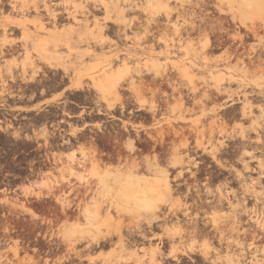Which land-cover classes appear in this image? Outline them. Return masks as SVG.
I'll use <instances>...</instances> for the list:
<instances>
[{
    "label": "rangeland",
    "instance_id": "1",
    "mask_svg": "<svg viewBox=\"0 0 264 264\" xmlns=\"http://www.w3.org/2000/svg\"><path fill=\"white\" fill-rule=\"evenodd\" d=\"M135 1L146 8L147 0ZM6 15H0V21ZM96 15L97 19L105 17L102 11ZM137 15L142 17L141 19H146V15L142 12L132 16ZM214 15L216 18L219 17ZM77 18L81 21L78 24L63 20L56 28L49 25L48 31L39 40L28 43V48L32 56L36 58V66L39 70L29 69L24 72L25 55L7 56L6 59L0 60V263L21 264L24 259L27 261L29 258L35 259L36 255L33 252L26 254L20 252L17 258L14 256V252L19 251L18 248L21 245L19 240L28 241L37 238L40 241L37 247L43 250L48 246L47 241L65 243L64 240H68L74 243L78 237L82 243L72 247L87 245V238L95 233L93 224L110 226L111 229L119 228L121 231L146 224L153 227V230L156 226H160V230L168 233L170 237L172 235L173 240H170L173 247L186 248L190 252L198 250L212 252L214 248L208 240L184 238L179 234L181 231L177 230V226L182 227V231L194 228L192 223L198 219L191 217V214L190 219H183V221H178L174 217L172 218L174 222L171 223L160 220L163 214L172 213L175 210L177 213L179 209L184 211V205L179 198H175L176 195L171 191L170 186V193L167 192L165 198L167 202L162 205L163 212L159 214L161 218L158 221L154 220L149 212L142 210L147 203H149L148 207H155L162 203L160 194L166 189L167 182L162 184L164 175L159 173L167 172L174 157L169 155V164L166 161L160 162L157 176L152 172L141 174L138 167L146 168L147 161H155L156 155L153 158L132 159L128 157L130 152L126 149V141L113 133L108 134L107 131L110 129L112 132L111 126L116 130L115 124H122L115 120L119 117L117 115L119 105L125 108L128 104L129 108L146 109L147 112L153 102L159 104L161 102L158 114H162L157 117L160 120L156 123L157 127L150 129V132L158 136L161 128L169 129L167 122L174 125V130H176L175 126L198 129L195 132L204 134V142H206L204 144L207 145L212 135L216 147L222 145L216 158H219L216 160L218 167L232 165L242 168L239 158L247 151L257 157L254 161L246 157L245 160L251 163L250 167L264 171V117H261L260 112V107H264V27L259 29L260 35L257 39L250 36L241 42L238 39L234 41L232 38H228L227 41L225 37L227 42L224 43L229 45V49L223 50L222 53L221 51L215 53L209 50L217 44V38L215 39L214 36L210 38L211 47L203 50L205 42L203 35L194 33L195 35L188 37L183 32L185 37L183 34L177 37L174 35L173 28L163 27L150 32L152 29L138 25L134 27L137 28L136 31L133 30L134 28L126 29L125 33L121 34L124 36L120 37V40L116 35L119 28L109 22L107 27H111L110 25L112 27L110 29L108 27L109 30L104 32L102 38L100 29L95 28L93 17H90L88 22L82 14H79ZM30 30L32 31L33 28L30 27ZM234 30L233 28L229 31L230 35L236 36L237 32L246 34L244 29ZM102 39H107L109 43L101 46L98 41ZM251 48H254L256 54L259 53L261 56L260 61L256 59L257 57L254 59V65L250 64L247 57ZM44 50L47 52L45 53ZM235 50H239L238 54ZM227 52L233 54L230 59ZM39 57H45V60L57 64L58 67L49 68L44 62L38 60ZM9 66L13 68L11 75L6 74L5 71V68ZM15 66L18 67L15 68ZM185 66L192 69L189 78L184 77ZM120 67L126 71L119 82L121 87L117 89L101 87L100 82L106 77L116 75ZM149 70L168 75V79L170 76L172 86L180 89L185 97V99L181 98L185 104H181V110L176 106L179 104L178 93H173L172 88L161 79L157 80L161 88H158V84L152 85L154 76L147 73ZM221 79L225 81L220 83ZM195 86L201 91H198L196 97L188 93ZM218 87L239 94L242 98L244 94L252 92L251 98L255 99L254 113L259 119L248 121L241 119L238 111L242 104L228 107L231 102L226 103V96L215 93L214 88ZM153 90L159 92L158 97L153 94ZM207 92L211 94L212 100L203 98ZM211 92L220 98L213 96ZM187 94L189 97L186 96ZM255 96L257 98H254ZM164 100H168V108L163 103ZM225 106L227 110L220 111ZM184 109L191 111L182 114ZM99 111L106 113L112 122L103 123V119L107 117L102 116L98 113ZM227 112L228 114H225ZM253 128L256 131L250 130ZM178 130L181 131L180 128ZM243 135L246 136V140L248 139L247 142H252L251 146H249L250 142L246 143V140L241 139ZM176 139L174 137V141ZM258 139L263 141L262 144L256 143ZM177 141H175L176 144L180 145L181 142L178 139ZM243 143L249 147L244 149ZM90 144L98 149L94 154V159L97 160L93 165L89 162L84 163L91 156ZM234 146L236 151L232 161L226 152ZM255 148L259 149L255 150ZM104 153L113 156H104ZM178 160L181 162V156ZM177 167L181 165L176 164L171 168ZM171 168H169L170 171L173 170ZM167 173L168 177L165 181L171 185L173 182L169 172ZM249 174L243 175L258 177V173ZM246 185L249 187L246 199L253 198V200L243 202L244 187L240 188L239 185H234L233 190L220 186L215 193L216 197L221 198V192L224 197L223 202L230 199L233 203L229 205V208L218 207L214 213L219 217L228 214L237 215L239 211L245 209L257 210V218L253 217L251 223L240 227L239 232H231L229 224L222 225L223 230L226 231L222 237V245L217 246L214 254L218 264H234L235 257H243L239 264H264V179L255 189L250 188L252 182L248 180ZM116 190L118 193L115 198L116 207L113 206L110 209L107 201L111 202L110 194ZM230 191L237 193L236 198L230 195ZM127 201H132L134 204L130 206L126 203ZM100 203L102 204L101 215L97 216L93 222L88 221L85 209ZM62 210L63 215L69 214L75 217L68 220L62 217L64 221L59 222L60 226L54 230L52 219L55 215L61 214ZM178 215L180 217V214ZM245 218L246 216H243L242 219L248 220V217ZM107 227L103 226L101 229L103 234L108 233ZM248 228L251 231L245 235L243 231ZM12 230H19V233H12ZM38 234L40 236H37ZM7 238L10 239L9 245L5 242ZM102 245L105 244L100 246ZM121 246L123 245L120 242L112 244L113 250L109 253H101L98 256L88 255L87 258L93 263L129 264L130 262L140 263L147 256L150 257L146 254L140 257L135 252L122 249ZM152 257H154V263L160 261L158 256L152 255ZM35 260L36 263L33 264H43V261ZM27 261L22 264H32Z\"/></svg>",
    "mask_w": 264,
    "mask_h": 264
},
{
    "label": "bare ground",
    "instance_id": "2",
    "mask_svg": "<svg viewBox=\"0 0 264 264\" xmlns=\"http://www.w3.org/2000/svg\"><path fill=\"white\" fill-rule=\"evenodd\" d=\"M236 7V9L234 8ZM103 12L105 14V17L103 19H97L96 18V13L99 12ZM138 12H142L146 15V19H141L138 15L137 16H132L134 14H137ZM4 14L6 15L5 18L0 21V60L4 59L7 56L10 57H14L15 55L20 56V55H25V63L23 64V68H24V72H27V70L29 69H37L39 70V68L36 66V58H34L32 56V52L29 50L28 48V43L29 42H34L36 40H39V38H41V36L43 34H45L48 31V26L52 25L54 26V28H56V26H58L59 22H63V20L65 21H72L75 23H79L81 21H78L77 16L79 14L84 15L85 17V21L88 22L90 17H93V23L95 25V28L100 29V33H101V37H104V32H107L112 25H110L111 27H107V24L109 22L114 23L118 29L117 31V37L120 39V37L124 36L121 34L125 33V30L127 29H131L134 28L138 25L140 26H145L146 29H152L150 30L153 31L154 29H156V31L158 29H169V28H173L174 31V35L177 37H180L181 34L184 35V33L189 37L192 36V34L196 33L199 35H203L205 42L203 43V50H206L208 48L211 47V43L210 38L211 36H214L216 41L218 42L217 45L219 44V46L221 44L224 43L225 37L228 38H232L234 41L240 40L241 42H244V38L246 37H254V38H258V36L260 34H258L259 29H261V27H264V0H228V1H224V0H147V6L146 8H143L142 6L139 5V3H137L135 0H0V15L4 16ZM219 15V17L216 18V16L214 15ZM142 16V14H141ZM99 17V16H98ZM64 21V22H65ZM73 24V23H72ZM61 25V24H60ZM30 27L33 28V30H30ZM75 27V26H74ZM115 27V26H114ZM113 27V28H114ZM62 28V27H61ZM235 29L234 31L237 30H241L244 29L246 31L245 35H242L240 32L236 33L235 35H230L229 31L232 29ZM137 30V28H134L133 30ZM139 29V28H138ZM141 29V28H140ZM112 30V29H111ZM135 30V31H136ZM142 30V29H141ZM55 31V29H54ZM169 31V30H168ZM172 31V32H173ZM159 32V31H158ZM171 32V31H169ZM184 32V33H183ZM149 33V30H148ZM161 33V31H160ZM154 34V33H153ZM158 34V33H157ZM115 35V34H114ZM115 35V36H116ZM161 35V34H160ZM195 35V34H194ZM129 36V35H128ZM152 36V35H151ZM154 36V35H153ZM198 36V35H197ZM132 37V36H131ZM149 37V36H148ZM185 37V35H184ZM201 37V36H200ZM106 38V36H105ZM152 38V37H151ZM156 38V37H155ZM183 38V37H182ZM118 39V40H119ZM178 39V38H177ZM200 39V38H199ZM203 39V38H202ZM212 39V38H211ZM247 39V38H246ZM249 39V38H248ZM107 40V39H106ZM101 40L98 41V43L103 46L107 43H109V41L107 40ZM121 40V39H120ZM215 41V40H214ZM122 42V41H121ZM131 42L132 41H128ZM169 42V41H168ZM178 42V41H177ZM183 42V41H182ZM112 43V42H111ZM215 43V42H214ZM234 43V42H233ZM232 43V44H233ZM128 44V43H127ZM230 44V45H232ZM245 43H243L244 45ZM164 45V44H163ZM242 45V44H241ZM242 45V46H243ZM188 46V45H187ZM229 46V45H228ZM241 46V47H242ZM60 47V46H59ZM217 47V46H216ZM226 47V46H224ZM170 48V46H169ZM214 49V48H213ZM213 49H209L210 51L213 52ZM216 49V48H215ZM219 49V48H218ZM229 49V48H227ZM226 49V50H227ZM240 49V48H239ZM244 49V48H242ZM200 50V49H199ZM249 50V49H248ZM45 51V50H44ZM208 51V50H207ZM206 51V53H208ZM237 51L239 50H235L236 54ZM47 51H45L46 53ZM198 52V51H197ZM211 52V53H212ZM241 52V51H240ZM243 52V51H242ZM196 53V52H194ZM210 53V54H211ZM228 54V59H230L233 54L230 52H227ZM241 54V53H240ZM239 54V56H241ZM207 55V54H206ZM257 55V56H256ZM209 56V55H207ZM206 56V57H207ZM9 57V58H10ZM184 57V55H183ZM242 57V56H241ZM240 57V58H241ZM250 64L254 65V59L256 58L258 61H260V54H256V50L254 48L250 49V52H248L247 55ZM45 58V57H44ZM43 57H39L38 60L42 61L46 64V66H48L49 68H57L58 65L51 63L47 60H45ZM6 59V58H5ZM23 59V58H22ZM233 59H235V57H233ZM238 59V58H237ZM246 59V58H245ZM207 60V59H206ZM205 63H207V61H205ZM231 63V62H230ZM244 63V62H243ZM116 66V65H115ZM2 67V66H1ZM18 66H15V68ZM184 69V77L185 78H189L190 77V73L192 72L191 67H187ZM6 74L11 75L13 73V68L11 66L6 67ZM46 69V68H45ZM97 69V68H95ZM17 71V70H16ZM44 71V70H43ZM147 71V69H146ZM29 72V71H28ZM125 69L123 68H118L117 70V74L116 75H111L109 77H106L102 82H100V86L103 88H116L119 87L121 84L119 83L120 80L123 77V74L125 73ZM142 72V71H141ZM44 73V72H43ZM143 73V72H142ZM147 73L149 74H153L154 79L152 81V85H156L157 80L161 79L162 82L167 83L168 86H170L172 88L173 93H178L179 97L178 100L179 104H177V108L181 110V104L183 105L184 103L181 101V98L185 99V97L183 96L182 92L180 89H176L172 86V82L170 81V76L168 79V75L165 76L162 73L159 74L156 71H148ZM148 74V75H149ZM151 76V75H150ZM141 78V77H140ZM8 79V78H7ZM16 79V78H15ZM149 81V82H150ZM225 80L221 79L220 83H223ZM144 83V82H143ZM195 83V81H194ZM123 84V83H122ZM184 84V82H183ZM197 84V83H196ZM149 85V84H148ZM159 85V84H158ZM220 85V84H219ZM150 86V85H149ZM188 86V85H186ZM121 87V86H120ZM151 87V86H150ZM164 87V86H163ZM176 87V85H175ZM221 87V86H220ZM154 88V87H153ZM158 88H161L160 85ZM170 88V89H171ZM212 88V87H210ZM152 89V88H151ZM190 89V88H189ZM203 89V88H202ZM208 89V88H207ZM215 89V93L218 94L219 96H226L227 98V102L228 101L231 102V104H228V107L237 105V104H242V107L239 109L238 113L240 114V118L245 120H258L259 117H257L254 113V108H255V104H253L255 101V99L253 100V98H251L253 96V93H248V94H244L243 98L240 97L239 94H234L231 91H227V90H223L221 88H214ZM160 91V89H159ZM164 91V90H163ZM199 88H196V86L193 89H190L188 93H192V95H197ZM162 92V91H160ZM201 92V91H200ZM212 93V92H211ZM153 94L155 96L158 97L159 92L158 91H154L153 90ZM165 94V93H163ZM199 95V94H198ZM213 95V93H212ZM186 96L189 97V94H187ZM216 96V95H213ZM219 96H216L218 98H220ZM156 97V98H157ZM196 97V96H195ZM200 97V96H199ZM176 98V97H175ZM187 98V97H186ZM194 98V97H192ZM203 98L206 100H212V96L209 92L205 93L203 95ZM214 98V97H213ZM215 98V99H218ZM242 98V99H241ZM254 98H257L256 96ZM163 99V97H162ZM191 99V98H190ZM192 100V99H191ZM158 101V100H157ZM170 101V100H169ZM187 101V100H186ZM185 101V102H186ZM203 101V100H202ZM217 101V100H214ZM166 108H168L167 105L168 104V100H164ZM217 103V102H216ZM224 103V102H223ZM160 104H162L160 102ZM160 104L159 103H152L151 106H149V108L147 109V112H149L151 114V116L156 120L157 115L159 113V109H160ZM187 104V103H186ZM218 104V103H217ZM185 105V104H184ZM196 105V102H195ZM205 105V104H204ZM199 106V105H197ZM260 106V105H259ZM208 107V106H207ZM122 108H124V106H122ZM126 108V105H125ZM215 108V107H214ZM219 108V107H217ZM227 106L222 107L220 109V111L223 110H227L226 109ZM258 108V107H257ZM194 109V108H193ZM208 109V108H207ZM216 109V108H215ZM235 109V108H233ZM232 109V111H233ZM146 110V109H145ZM185 110V109H184ZM182 111L183 113H189L191 110L187 109L185 111ZM194 111V110H193ZM229 111V110H228ZM161 112V111H160ZM235 112V111H234ZM233 112V113H234ZM260 112H261V117H264V107H260ZM100 113V111L98 112ZM181 113V112H180ZM237 113V112H236ZM235 113V114H236ZM225 114H228L225 113ZM238 114V115H239ZM231 115V114H230ZM229 115V116H230ZM233 115V114H232ZM228 116V118H230ZM235 116V115H234ZM233 117V116H232ZM208 119V118H207ZM213 119V118H212ZM224 119V118H223ZM234 119V117H233ZM236 119V118H235ZM166 120V119H164ZM228 120V119H227ZM231 120V118H230ZM239 120V119H238ZM225 121V120H224ZM233 121V120H232ZM216 122V121H215ZM226 122V121H225ZM224 122V123H225ZM223 123V124H224ZM246 123V122H245ZM222 124V123H221ZM222 124V125H223ZM168 125V130L166 131L164 128H161V131L158 132V138L152 137V140L155 141V144H159L160 147L163 149L164 147H166V145L168 144V142L166 141V137H173V140H170V148H169V152L168 154L170 156H173L174 158H176L177 160H175L173 158V161L170 162L171 167H175L176 164H180L181 168L183 169L185 166H192L194 165V160L191 158V154H189L190 152V141L188 139L187 136H185L186 133L184 128L181 129L182 131H179L176 126L174 130V125L172 126L170 123L167 122ZM127 124H124V128H127ZM213 126V125H210ZM219 126V125H218ZM164 127V126H163ZM205 127V126H204ZM211 128V127H210ZM209 128V129H210ZM219 128V127H218ZM224 128V127H223ZM222 128V129H223ZM128 129V128H127ZM160 129V128H159ZM167 129V127H166ZM190 129V128H189ZM173 130V131H172ZM184 130V131H183ZM193 131L198 130V129H193ZM247 130V129H246ZM249 130V129H248ZM247 130V131H248ZM253 131H256L255 128L250 129ZM249 130V131H250ZM124 131V130H123ZM206 131V130H205ZM228 131V129H227ZM129 132V130H128ZM131 132V131H130ZM184 132L186 133L184 135ZM209 131H207L208 133ZM125 133V132H124ZM123 134V133H122ZM136 134V133H135ZM151 134V133H150ZM216 134V131H215ZM214 134V135H215ZM121 135V134H120ZM119 135V136H120ZM127 133L123 136L124 138H126ZM130 135V134H129ZM196 134H194L193 136H195ZM208 135V134H207ZM182 136V141L180 145L176 144V140L174 141V137L178 138ZM210 136V135H208ZM115 137V136H114ZM121 137V136H120ZM122 137V138H123ZM192 137V136H191ZM214 137V136H213ZM212 135L211 138L208 140L207 145L204 144L206 142H204V134L203 133H199L197 131V139H196V149L202 150L204 153H207L209 155L212 156V159L214 160H218L217 158V154L220 153V148L222 147V145H220L219 147H216V145L213 143L212 140ZM234 138V137H233ZM117 139V138H116ZM170 139V138H169ZM180 139V138H179ZM178 139V140H179ZM241 139L243 141L246 140V136L243 135L241 137ZM119 140V139H118ZM139 140V139H138ZM191 140V139H190ZM230 140V138H229ZM248 140V139H247ZM247 140L245 141L246 143H249L250 141L247 142ZM264 140V139H263ZM140 141V140H139ZM147 141V140H146ZM149 141V140H148ZM90 142V141H88ZM119 142V141H118ZM150 142V141H149ZM178 142V141H177ZM263 141H261L260 139H258L256 141L257 144H262ZM125 143V142H124ZM146 143V142H145ZM251 143H249V146H251ZM126 144V149L127 151H129L130 153H133L135 151V144L134 141L131 139H128ZM155 145V146H158ZM242 144V143H241ZM91 145V144H90ZM193 145V144H192ZM243 143V148H247L249 146L246 147V145ZM93 145H91L90 151H91V156H89V158H87L85 160L84 163L89 162L92 165L94 164L95 160L94 159V154L97 152L96 150H98L95 146L94 148L92 147ZM122 146V145H121ZM154 146V148L156 149V147ZM224 146V145H223ZM169 147V146H168ZM194 151V147L192 146ZM208 147H210L211 150H208ZM258 147V146H257ZM96 148V149H95ZM153 148V149H154ZM160 148V149H161ZM167 148V147H166ZM254 148V146H253ZM252 148V149H253ZM161 149V150H162ZM259 148H255V150H258ZM121 150V149H120ZM167 150V149H166ZM222 150V149H221ZM254 150V149H253ZM122 151V150H121ZM192 151L190 153H192ZM210 151V152H208ZM236 151V150H235ZM119 152V151H118ZM160 152V150H159ZM165 152V151H164ZM121 153V152H120ZM126 153V152H125ZM154 153V152H153ZM162 153V152H161ZM160 153V154H161ZM195 153V152H194ZM193 154V153H192ZM197 154V151H196ZM237 154V153H236ZM159 155V154H158ZM181 156V162L178 160V157ZM97 157V154H96ZM121 157V156H120ZM159 156H155L154 160L155 161H147V172H152L155 174V176H157V171L159 168V164H160V158H158ZM208 157V156H207ZM240 157V156H239ZM246 157H249L250 161H254L257 157L254 156L253 153H249L247 151H245L244 153H242L241 157L239 158V162L243 165L244 167V171H242L243 173H249V172H253V169L250 167L251 163L250 161H246ZM93 158V159H92ZM132 158V157H131ZM196 158V157H195ZM237 158V157H236ZM121 159V158H120ZM133 159V158H132ZM131 159V161H132ZM151 159V158H150ZM168 159V158H167ZM170 159V158H169ZM122 160V159H121ZM101 161V160H100ZM213 161V160H212ZM98 162V161H97ZM165 162V161H164ZM222 162V161H221ZM197 163V162H196ZM169 164V163H168ZM167 164V165H168ZM88 165V164H87ZM161 165V164H160ZM221 165V164H220ZM86 166V165H85ZM101 166V165H100ZM223 166V165H221ZM230 166V165H229ZM228 166V167H229ZM89 167V166H88ZM169 167V166H168ZM261 168H263L261 166ZM89 169V168H88ZM181 169V170H182ZM184 171V170H183ZM168 172V171H167ZM166 171L164 172H160L159 174L164 175L162 184H164L165 182H167V186L166 189H164V191L162 190V193L160 194V199H162V203L156 205L155 207H148V204H145L144 206V210L145 212H149V215H151L152 218H154V220H159L160 216L159 214H161L162 211V205L165 204L166 201V194L167 192L170 193V188H169V183L168 181H165V179L168 177ZM255 172V171H254ZM243 173H238L237 178L238 180L241 182L242 186L244 187V193L243 196L244 200L243 202H246V196L247 193H249V187H247L246 185V179L245 176L243 175ZM258 177L256 181L252 180V185H250L251 189H255L257 188V186L261 185V180L264 178V171L262 169L259 170L258 172ZM196 174V173H195ZM251 174V173H250ZM249 174V175H250ZM183 176V172L181 171V174H178L176 176V178H182ZM185 176V175H184ZM221 176V175H220ZM223 176V175H222ZM248 176V174H247ZM252 176V175H251ZM175 177V176H174ZM195 177V176H194ZM227 178V177H226ZM256 178V177H254ZM259 178V179H258ZM236 179V178H235ZM250 179V178H249ZM182 180V179H181ZM255 180V179H254ZM185 182V181H184ZM221 184V183H220ZM219 184V186H220ZM224 184V183H223ZM222 184V185H223ZM227 184V183H226ZM185 185V184H184ZM229 185V183H228ZM201 188V187H200ZM232 188V187H231ZM264 188V187H263ZM222 190V189H221ZM263 190V189H260ZM259 190V191H260ZM73 191V190H72ZM198 191V189L196 190ZM256 191V190H255ZM114 193L110 194V198H111V202L107 201L109 204L108 208H112L113 206L116 207V202H115V198L117 197V190L113 191ZM210 192V191H208ZM262 192V191H261ZM97 193V192H96ZM200 193V192H199ZM256 193V192H254ZM176 194V193H175ZM203 194V193H202ZM201 194V195H202ZM225 194V193H224ZM232 195H234L233 197L236 196L237 193L232 192ZM256 194H262V193H256ZM197 195V194H196ZM219 195V194H218ZM226 195V194H225ZM263 195V194H262ZM220 196L221 198H219V206L223 207V195L220 192ZM240 196V195H239ZM260 196V195H259ZM201 197V196H200ZM210 197V196H207ZM228 197V196H226ZM262 197V196H261ZM185 198V197H184ZM194 198V197H193ZM218 200V197H216ZM229 198V197H228ZM227 198V199H228ZM236 198V197H235ZM142 199V198H141ZM158 199V198H157ZM134 200V199H133ZM153 200V199H152ZM143 201V200H142ZM157 201V200H156ZM137 202V201H136ZM148 202V201H147ZM128 205L130 204V206L132 204H134V202L132 201H127L126 202ZM206 203V202H205ZM209 203V202H208ZM138 204V203H137ZM139 204H141L139 202ZM203 204V203H202ZM232 203H229V205L231 206ZM255 204V203H254ZM72 205V204H71ZM136 205V204H135ZM142 205V204H141ZM208 205V204H207ZM228 205V204H227ZM214 206V205H213ZM261 206V205H260ZM259 206V207H260ZM165 207V206H164ZM209 208V205L207 206ZM217 207V206H216ZM225 207V206H224ZM70 208V207H69ZM140 208V207H139ZM183 208V207H182ZM185 208V207H184ZM168 209V208H167ZM187 211V207L185 208ZM184 209V211H185ZM214 209V208H213ZM264 209V207H263ZM183 210V209H182ZM234 211L235 208H233ZM102 211V204H94L90 207H87L85 209V215L87 216L88 221L93 222V220L97 217L101 215ZM177 211H180L177 210ZM190 211V210H189ZM257 210H242L239 211V214H234L232 215H223L221 217H219L218 215H213V217L211 218V223L209 225H212L214 231L219 232L222 236L220 241H222V237H223V233L226 231L223 230L222 225H227L229 224L230 227V231L231 232H239L240 227H242L245 224H249L252 222L253 217L257 218ZM264 211V210H263ZM172 212V211H171ZM66 214V212H64ZM174 214H176V210L174 212H172ZM180 213V212H179ZM237 213V212H235ZM261 213V212H260ZM170 214V213H169ZM168 214V215H169ZM187 214V212H186ZM185 214V215H186ZM69 215V214H66ZM167 215V217H168ZM165 216V214H164ZM243 216L248 217V220L244 221L242 218ZM264 216V215H263ZM169 217H171V215H169ZM260 217V216H259ZM188 218V217H187ZM168 219V218H167ZM166 219V221H167ZM246 219V218H245ZM209 220V219H208ZM190 223V222H189ZM195 223V222H193ZM192 223V224H193ZM190 225V224H189ZM195 225V224H193ZM193 225H190L191 227H193ZM93 229L94 232L93 234H91L88 238H87V243L88 245L92 248V245H99L101 243L107 242V241H111L113 240V236L117 235L119 236V242L121 245H123V238L120 234V230L119 228L117 229H111L110 226H106V225H97V224H93ZM104 227L108 228V233L103 234V232L101 231V229ZM250 226V225H249ZM141 226H138V228ZM207 227V226H205ZM142 228V227H141ZM176 228V227H174ZM187 228V227H186ZM227 228V227H226ZM225 228V229H226ZM247 228V226H246ZM189 229V228H188ZM200 229V228H199ZM212 229V228H211ZM212 229V230H213ZM242 229V228H241ZM11 230V229H10ZM9 230V231H10ZM177 230L183 232L182 227L177 226ZM194 230V228L192 229ZM124 231V230H123ZM241 231V230H240ZM249 231H251V229L248 230L244 229L243 233L246 235L247 233H250ZM128 232V231H127ZM130 232V230H129ZM180 232V233H181ZM191 232V231H190ZM194 232V231H193ZM211 232V231H210ZM214 232V233H215ZM125 234V233H124ZM128 235V234H127ZM127 235H125L127 237ZM179 235V234H178ZM255 235V234H254ZM253 236V235H252ZM259 236V235H258ZM130 237V236H129ZM137 236H135L136 238ZM232 237V236H231ZM230 237V238H231ZM240 237V236H239ZM257 237V236H256ZM1 238V237H0ZM134 238V239H135ZM172 238V235L171 237ZM169 238V239H170ZM3 239V238H2ZM129 241L131 238H128ZM236 239V238H235ZM173 240V239H172ZM2 241V240H1ZM66 245H68L69 247H72L73 245H76L77 243H82V240L78 237L74 240V243L68 241V240H64ZM171 241V240H170ZM230 242V241H229ZM235 243V242H233ZM63 244V243H62ZM105 244V243H104ZM109 244V243H108ZM230 245L231 242L229 243ZM234 245V244H233ZM87 246V245H86ZM88 247V246H87ZM86 247V248H87ZM90 249V248H89ZM174 249V248H173ZM161 251V250H160ZM162 252V251H161ZM20 251L14 252V256L17 258L19 255ZM173 254V252H172ZM161 255V254H160ZM164 255V254H163ZM161 255V256H163ZM4 257V256H3ZM2 257V258H3ZM207 257V256H206ZM1 258V257H0ZM77 258V257H76ZM164 258V257H163ZM21 259V258H20ZM27 259V258H26ZM37 259V258H36ZM22 260V259H21ZM38 260V259H37ZM243 260V257H235L234 258V264H239L241 261ZM18 261V259H17ZM27 260H23L21 262V264L23 262H26ZM5 262V261H4ZM27 262H31L36 263V260L34 258H29ZM1 264V263H0ZM5 264V263H4ZM15 264V263H14ZM17 264V263H16ZM20 264V263H19ZM61 264V263H60Z\"/></svg>",
    "mask_w": 264,
    "mask_h": 264
},
{
    "label": "flooded vegetation",
    "instance_id": "3",
    "mask_svg": "<svg viewBox=\"0 0 264 264\" xmlns=\"http://www.w3.org/2000/svg\"><path fill=\"white\" fill-rule=\"evenodd\" d=\"M227 41L224 40V42H227ZM216 43L218 42L216 41ZM228 47L229 46H227L225 43L221 44L220 46L219 44L218 45L214 44L212 46V49L214 48L213 51L215 53H217L218 51H221L222 53L223 50H226ZM128 106L129 105L126 104V108L122 109L121 106L119 105V107L117 108L118 109L117 115L119 117L115 118V120H118L122 124H115V126L117 127L116 130H114L113 126H111V128L113 129L112 132L109 129L107 133L110 135L113 133L117 136L121 134L120 135L121 137H123L127 133L126 138L123 137L124 141L127 142L128 139H131L134 141V144H135V151L133 153H130V156L128 157H132L133 159H140V158H147V157L153 158L156 155V156H159L158 158H160L159 159L160 162L166 161L168 163V160H169L168 152L170 148V140H172L173 137L172 136L166 137L167 138L166 141L168 142V144L166 145L167 148L164 147L162 149L158 143H157L158 146H155L157 144H155V141L152 140L151 136L152 137L156 136L155 138H158V136L155 135V133L150 132V129L157 127L156 123L160 119L156 118L155 120L151 116V114L147 113L145 110H140L139 108L132 109V108H129ZM100 114L104 117H107L103 119V123L112 122L111 118L106 113H100ZM161 114H158L157 117ZM74 117H77V116H74ZM125 123L128 125L127 126L128 129L124 128ZM177 128H180V129L184 128L185 132L188 133L186 134L184 132V135L186 134L185 136L188 137L191 143L190 152L193 150L192 146H195L194 147L195 150L192 151L193 154L189 152V154H191L190 155L191 158L194 160V165L185 166L183 169L181 167H177V168L168 167L167 171L169 172V175L171 176V181L173 182L170 185L171 191L174 194L176 193L175 198H179L182 204L184 205V207L185 208L187 207L188 211L184 208L185 211L180 209V211H178L176 214L166 213L165 216L163 214V218L160 220L165 221L167 223H171V222H174L172 220L173 217L176 218V220L178 221H183V219H190L191 217L197 218L198 220L195 223H193L195 224L194 230L183 231L179 234H181V237H184V238L191 237V238H196V239H201V240H208L210 243H212L214 249L212 250V252L211 251L210 252L209 251L200 252L199 250L197 252H190L186 248L173 247L172 242L170 241V239L172 238H170V235L168 233L160 230L159 229L160 226H156L155 229H158V230H155V229L153 230V227L146 224L145 226L142 225L141 226L142 228L136 227L135 229L126 228L124 231L120 230V234L123 238V246H121L122 249H125L126 251H129V252H135L138 256L140 255V257H143L142 256L143 254L150 256V257L147 256L146 259L143 261H140V263L130 262L129 264H218L217 263L218 261L216 260V257L214 254L216 252L217 246L222 245L221 244L222 241H220V238L222 235L217 231L215 232L212 225H209L211 223L210 222L211 218L215 214L214 213L215 210H217L218 207H220L218 205L219 202H217L219 201V197L217 200L215 193L217 192V189L220 186L221 187L224 186L225 188H228L229 190H233L234 185H239V187L241 188L242 184L238 180L237 175L238 173H243L242 171H244L245 169L244 167L236 168V167H233L232 165H230L229 167L228 166L218 167L216 165L217 163L216 160L212 159L211 155L204 153L202 150L196 149L197 135L193 136L194 134H197L195 131H193L192 129H189V127H186V126H179ZM177 139H179V141L181 142L182 136L178 137ZM154 146L156 147V149L154 148ZM234 149H235V146L231 148V150L226 152V154L230 157L232 161H233V157L235 153ZM208 150H211V149H208ZM196 151H197V154H196ZM116 154L118 157V153ZM103 155L108 156V157L113 156L112 154H109V153H104ZM197 159L201 161H196ZM138 168L141 171L140 172L141 174H143L144 172H147V169L144 167H138ZM169 168L173 170L170 171ZM252 169H253V172H249V173L255 174L259 172L256 168H252ZM181 171L183 172L182 178L181 177L176 178V176L179 173H181ZM245 179L252 182V180L256 181L257 177L254 178V177L249 176V177H245ZM197 189L198 191H196ZM232 192L230 191V195H232L231 194ZM207 196H210V197H207ZM249 200H253V198H250L248 200L246 199V201H249ZM229 203H232L230 199L226 200L225 202H223V207L225 206L224 208H229L230 207ZM207 204L209 205V208L207 207L208 206ZM168 214L171 215V217H169ZM178 214H180V217ZM190 214H191V217H189ZM62 217L68 220L69 218H72L75 216H72V215L65 216L63 215V210H62L61 214L55 215L54 218L52 219V222H53L52 225L55 227L54 230H57V228L60 226L59 222L62 223L64 221ZM12 233H19V230H12ZM224 234L225 233H223V235ZM125 235H127V237ZM37 236H40V234H38ZM135 236L137 237L135 238ZM128 238H131L130 240L132 241H129ZM113 239L114 240L104 242L105 245H102V246L100 245L104 243H101L100 245H96V246L92 245V248L90 247L91 245L89 246L88 244H87L88 247L86 245H81L79 247H69V246H66L65 243L62 244L61 241L54 242V243H49V241H47L46 244L48 243V246L43 250L42 248L37 247L38 245H40L39 244L40 241L37 238H34L33 240H28V241L19 240V242H21V245L19 246L18 249L21 253H24V254L28 252H33L34 255H36L34 256L35 259L37 258L40 261H43V264H60V263L61 264H106L104 262L102 263L89 262L87 256L88 255L98 256L101 253H104V254L109 253L111 250H113V247H111V245L112 244L115 245L119 243V236L114 235ZM5 242H7L6 243L7 245H9L10 239L9 238L5 239ZM172 252L174 254H172ZM160 254L161 255L164 254V255L161 256ZM152 255L158 256L157 258H160V261H157L158 263H154L155 261Z\"/></svg>",
    "mask_w": 264,
    "mask_h": 264
}]
</instances>
